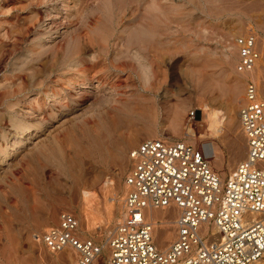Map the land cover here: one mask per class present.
<instances>
[{
  "label": "rangeland",
  "instance_id": "obj_1",
  "mask_svg": "<svg viewBox=\"0 0 264 264\" xmlns=\"http://www.w3.org/2000/svg\"><path fill=\"white\" fill-rule=\"evenodd\" d=\"M250 28L262 39L254 78L263 96V0H0V264H56V257L62 259L57 264H72L67 258L71 252L50 255L41 245L42 234L57 224L62 211L75 215L82 238L103 247L123 212L128 154L144 140L182 141L202 152L201 144L211 142L223 167L216 168L203 154L225 182L246 156L238 116L244 78L235 72L234 39ZM124 35L128 39L123 48H116ZM88 40L92 47L82 68L90 70L95 59L103 57L105 45L110 52L88 72L89 77L97 76L89 90L105 98L104 103L84 109L90 102L87 94L68 104L61 101L68 92L53 80L75 75L74 67L79 66L70 54ZM131 75L135 84L127 85ZM103 76L118 83V95L101 87ZM37 79L43 84L37 86ZM143 79L154 82L155 91L137 97L136 107L128 97L135 88L142 91ZM117 98L124 104L120 110L131 119L114 127L106 109ZM35 99L40 105L32 107ZM58 101L67 107H59ZM151 101L158 106L151 109ZM175 112L180 113L177 136L171 131ZM191 112L193 119L188 118ZM41 115L44 120L35 121ZM98 117L111 135L107 139L98 138ZM190 130L202 138L201 144L184 137ZM15 137L24 138L23 144H14ZM110 204L113 215H108ZM154 212V240L165 251L169 243H160L163 228L157 218L166 214L173 220L176 213ZM169 233L173 237V225Z\"/></svg>",
  "mask_w": 264,
  "mask_h": 264
},
{
  "label": "built area",
  "instance_id": "obj_2",
  "mask_svg": "<svg viewBox=\"0 0 264 264\" xmlns=\"http://www.w3.org/2000/svg\"><path fill=\"white\" fill-rule=\"evenodd\" d=\"M261 41L252 28L234 39L235 72L244 78L238 116L246 156L225 182L200 149L144 140L128 154L123 212L105 247L82 238L75 215L62 211L42 234L43 249L71 252L72 264H264V95L254 78ZM147 210L176 213L165 251L155 243Z\"/></svg>",
  "mask_w": 264,
  "mask_h": 264
},
{
  "label": "bare ground",
  "instance_id": "obj_3",
  "mask_svg": "<svg viewBox=\"0 0 264 264\" xmlns=\"http://www.w3.org/2000/svg\"><path fill=\"white\" fill-rule=\"evenodd\" d=\"M154 2V1H153ZM139 5V4H138ZM162 6V5H161ZM137 9V8H136ZM162 9V7L160 8V10ZM162 11V10H161ZM135 12H137V11H135ZM166 12V11H165ZM66 13V12H65ZM67 14V13H66ZM161 14V13H160ZM163 15L165 14V13H162ZM162 15V16H163ZM166 15V14H165ZM164 15V16H165ZM65 16V15H64ZM63 16V17H64ZM158 16V15H157ZM161 16V17H162ZM168 18V17H167ZM156 19H159V18H156ZM55 20V19H54ZM164 21L166 20L165 18L163 19ZM52 22V21H51ZM54 22V21H53ZM62 22H64V20L62 21ZM66 23V22H65ZM159 23H160V20H159ZM57 24V23H56ZM62 24V23H61ZM164 24V23H163ZM53 25V24H52ZM58 25V24H57ZM65 25V24H64ZM63 24L61 25V26H64ZM58 26H60V24L58 25ZM156 26L158 27V25L156 24ZM160 26V25H159ZM163 26V25H162ZM166 26V25H165ZM48 27V26H47ZM52 27H54V26H52ZM50 28V26L48 27V29ZM160 28V27H159ZM51 29V28H50ZM165 29V28H164ZM151 30V29H150ZM152 31V30H151ZM154 31H156L155 29H154ZM163 31V30H162ZM166 31V30H165ZM153 32V31H152ZM161 32V31H160ZM164 33V32H163ZM162 33V34H163ZM111 34V33H110ZM132 34V33H131ZM125 35H127V34H125ZM124 35V36H125ZM129 35V34H128ZM164 35V34H163ZM160 36H161V33H160ZM122 37V36H121ZM121 37H119L118 39H117V42L116 41H114V42H116L115 43V46H116V48H120V46L122 47V46H124V42L128 39L126 36V38L124 37V38H121ZM136 37V36H135ZM98 39V38H97ZM131 39V38H130ZM85 40H86V38H85ZM125 40V41H124ZM134 40V39H133ZM136 40V39H135ZM91 41V40H90ZM93 41V40H92ZM130 41V40H129ZM129 41H127V43L129 42ZM161 41V40H160ZM165 41V40H164ZM131 43H132V41H130ZM155 42V41H154ZM105 43H107V42H105ZM130 43V45H132ZM135 43H137V41L135 42ZM82 44V46L81 47H77V49L75 48V51H74V49L72 50V52H71V57H70V59H72V61H73V63L76 65V66H79V69H77L78 67H74V69H75V71H76V73H75V75H73V77H71V78H69V79H66V80H63V79H61V78H55L56 80H53V84L54 85H57V86H60L63 90H65V91H67L68 93V97L66 96V94L65 95H63V98H61L62 100L61 101H66V103H68V100H69V103L68 104H72V101L74 100V99H76V100H78L80 97L81 98H83L84 96V94H87L89 97H90V102H88L89 104L86 106V107H84V109H89V107L90 106H93L94 104L96 105L97 104V106H99L101 103H104L103 101L105 100V98H101V96H100V94L99 93H96V94H94V93H92L90 90H89V82L91 81V79H93L94 77H97V76H95L94 74H93V76H91V77H89V75H88V72L90 71V70H92L91 68H94L96 65H98L99 63H101V62H105V60H107V57H108V55H109V52H110V50L108 51V48L106 47V45L104 46L105 48L104 49H102V50H104L103 51V57H100V60H98L99 58H96L95 60L96 61H94L93 63H92V67H90V70H89V68L88 69H86V68H82V67H84V64L87 62V58H86V55H87V52L89 51L88 49L90 48V47H92V45H91V42H89V40L88 41H84L83 43H81ZM138 44V43H137ZM98 45H100V43L98 44ZM103 45V44H102ZM108 45V44H107ZM128 45V44H127ZM126 46V45H125ZM42 48H43V46H41ZM46 47H48L47 45H46ZM46 47H45V49H46ZM51 46L49 45V48H50ZM94 47V46H93ZM97 47V46H96ZM95 47V48H96ZM154 47V46H153ZM41 48V51H43L44 50V48L42 49ZM102 48V47H101ZM123 48V47H122ZM128 48H129V46H128ZM88 50V51H87ZM91 50V49H90ZM38 51H40V49L38 50ZM40 51V52H41ZM87 51V52H86ZM98 51V50H97ZM159 51V50H158ZM164 51H165V49H164ZM163 50H161V52H164ZM46 52H48V51H45V53ZM94 52H95V50H94ZM117 52H118V50H117ZM36 54V53H35ZM38 56H40V55H42V54H37ZM99 55V54H98ZM234 56V55H233ZM89 57V56H88ZM102 58V59H101ZM114 58H115V56H114ZM61 60V59H60ZM59 61V60H58ZM52 62V61H51ZM60 62V61H59ZM59 62H57V63H59ZM104 64V63H103ZM102 64V65H103ZM61 66L63 65V66H65V64H60ZM74 65V66H75ZM60 66V67H61ZM62 66V67H63ZM154 66V65H153ZM97 67H99V66H97ZM101 67V66H100ZM157 69V68H156ZM94 70H95V68H94ZM99 70H100V68H99ZM42 71V70H41ZM53 71V70H52ZM51 71V72H52ZM154 71H156V70H154ZM159 71V70H158ZM46 72V71H45ZM94 72H96V71H94ZM100 72V71H99ZM47 73V72H46ZM53 73V72H52ZM62 73H64V72H62ZM104 73V72H103ZM24 74V73H23ZM35 74V73H34ZM38 74V73H37ZM37 74H35V75H31V77H32V79L33 78H35L36 79V77L35 76H37ZM92 74V73H91ZM96 74V73H95ZM47 75V74H46ZM53 75V74H52ZM239 75V74H238ZM154 76H156V75H154ZM241 76V75H240ZM40 77V76H39ZM38 77V78H39ZM47 78H50V74H48L47 76H46ZM100 77V76H99ZM101 78V77H100ZM102 81H100L101 83V87H110V89H112L113 91H114V93L115 94H117L118 95V88L120 87L119 85H118V83H116V82H113V79L111 78V77H106V76H103L102 77ZM156 79V77L154 78V80ZM38 80V79H37ZM144 80V79H143ZM142 80V81H143ZM43 81V80H42ZM41 80L39 81L38 80V83H35L37 86L39 85H42L43 84V82H42ZM127 85L128 84H133L134 82H135V80H134V77L131 75V76H128V78H127ZM163 81V80H162ZM30 82H32V80H30ZM37 82V81H36ZM34 84V85H35ZM135 84V83H134ZM30 85V84H29ZM35 85V86H36ZM81 85V86H80ZM153 85H154V82H152L150 79H146V80H144L143 82H142V84H141V89L140 90H142L144 93H141L140 91H139V89L138 88H135L134 90H132V91H130V95H129V101L134 105V106H138V101H137V97L139 98L140 96L141 97H146V95L147 94H149V93H153L154 91H155V88H154V91H153ZM31 86V85H30ZM35 86H34V88H35ZM37 86H36V88H37ZM263 87V86H262ZM30 88V87H29ZM35 88V89H36ZM56 88V87H55ZM59 89V88H58ZM104 89V88H103ZM56 90V89H55ZM62 90V91H63ZM57 91V90H56ZM60 91H61V89H60ZM101 92H102V90H100ZM42 92V91H41ZM56 93V92H55ZM53 94V93H52ZM57 94V93H56ZM55 94V95H56ZM58 94H59V92H58ZM154 94V93H153ZM43 95H44V93H43ZM54 95V94H53ZM236 95V94H235ZM83 96V97H82ZM87 96V97H88ZM103 97V96H102ZM149 97V96H148ZM127 98V99H128ZM40 100V99H39ZM38 99H35V100H32L31 102H30V104L29 105H31L32 107H35V106H38V105H40V101H39ZM80 100V99H79ZM145 100L146 101H148L146 98H145ZM61 101H58L57 102V105L59 106V107H61V108H66L67 106L64 104V105H62L63 104V102H62V104H61ZM75 101V100H74ZM123 101H125L126 103H127V100H123ZM122 101V102H123ZM42 102V101H41ZM77 102V101H76ZM32 103H34V104H32ZM117 103H119V106H117V104H116V106H115V104ZM129 103V102H128ZM141 103V102H140ZM78 104V103H77ZM113 104H114V106H111L110 107V109H106L108 112L106 113L107 115L106 116H108L107 118L109 119V121H110V123L114 126V127H116V126H118L120 123H121V121H124V120H130L131 118L130 117H128L127 115H125V113L123 114V111H121V110H123L122 109V107H123V105L124 104H121L120 103V100L117 98L116 100H115V102H113ZM112 104V105H113ZM120 104H121V108H120ZM149 104V102L147 103V105ZM157 104V103H156ZM155 104V102L154 101H151L150 102V108L151 109H153L152 107L154 106V105H156ZM180 104V103H179ZM231 104V103H230ZM143 105V104H142ZM153 105V106H152ZM232 105V104H231ZM78 106V105H77ZM145 106V105H144ZM152 106V107H151ZM157 106H158V104H157ZM156 106V107H157ZM229 106V105H228ZM31 107V109H34V108H32ZM146 107V106H145ZM179 107V106H178ZM91 108V107H90ZM109 108V107H108ZM146 108H149V107H146ZM121 109V110H120ZM136 109V108H135ZM134 108H133V110H135ZM228 109H230V108H228ZM36 110H40V108H37ZM150 110V109H149ZM179 110V109H178ZM177 110V111H178ZM35 111V110H34ZM176 113V112H175ZM179 113V112H178ZM178 113H176L175 115H176V117H175V119H174V116H173V119H174V121H173V126H172V129H171V131H172V134L175 136H177V134H179V132L181 131H179V129L180 128H178V126H179V124H178V120H176V118H177V116H179V114ZM138 116H139V114H138ZM142 116V115H141ZM181 117V116H180ZM99 118V117H98ZM130 118V119H129ZM44 120V117H42V115H41V117L39 116V117H37L36 119H35V121H41V120ZM172 119V120H173ZM176 120V121H175ZM98 122H96V127L98 128V129H100V133H98V138L99 139H104V138H108L109 136H111L109 133H105V129L103 128V125H102V119L101 118H99L98 120H97ZM95 128V127H94ZM189 130V129H188ZM216 131H217V129L216 128H211V127H209V132L210 133H212V134H215L216 133ZM184 134V133H183ZM183 136V135H182ZM184 137H187V139L189 140V142H191V143H196V141L197 142H201L202 141V138H199V136L193 131V130H190L187 134H184ZM156 139V138H155ZM158 139V138H157ZM22 140H24V138H21V137H15L12 141H13V143L14 144H16V143H22L23 141ZM160 140H162L161 138H160ZM135 141H136V139H135ZM134 141V142H135ZM27 142V141H26ZM203 142V141H202ZM136 143V142H135ZM23 144V143H22ZM201 144V143H200ZM211 142L209 143V142H205V143H203V144H201V149L203 150V152H204V154H205V156L208 158V159H210V161H212V163L215 165V167L216 168H218V167H223L222 166V162H220L219 160H218V158H217V154H216V150L214 149L215 147H212L211 146ZM7 145V144H6ZM9 145V144H8ZM200 146V145H199ZM238 150V149H237ZM16 153V152H15ZM236 153V152H235ZM239 153H240V151H239ZM18 155V154H17ZM240 155H237V158L239 157ZM240 158V157H239ZM221 168H219V169H221ZM224 174V173H223ZM223 176V175H222ZM220 180H222V179H220ZM82 207V206H81ZM80 207V208H81ZM86 209L83 207L82 209H81V213L83 214V216L85 217L86 216V211H85ZM107 211H108V215H113L114 214V210H113V204H110V206H109V208L107 209ZM155 211H157V210H155ZM167 212L169 211V210H166ZM172 211V210H171ZM175 212V211H174ZM80 213V214H81ZM146 213H147V220L148 221H150L151 223H153V224H157V222H156V213L153 211V210H147L146 211ZM158 216V215H157ZM118 217V216H117ZM175 217H176V214H175ZM174 217V218H175ZM157 219H160L161 221H160V223H161V229L163 228V232H162V235H161V237H160V240H161V242L160 243H163L164 245L165 244H170V242L172 241V239H173V237L171 236L170 237V233H169V228H170V226H172L173 225V220H170V219H168L167 218V215L166 214H164V215H162V217L161 218H157ZM87 222V221H86ZM83 224V223H82ZM88 226V225H87ZM80 232V231H79ZM104 247V246H103ZM51 255V254H50ZM59 255H62V253L61 254H59ZM58 255V256H59ZM68 255V259H69V261H70V255L69 254H67ZM64 256V255H63ZM57 259V260H56ZM56 259H54V261L53 262H56V264L57 263H59L60 261L62 262V259L60 260L58 257H56ZM56 260V261H55ZM62 264V263H61Z\"/></svg>",
  "mask_w": 264,
  "mask_h": 264
}]
</instances>
